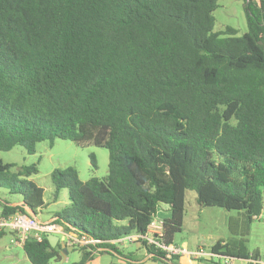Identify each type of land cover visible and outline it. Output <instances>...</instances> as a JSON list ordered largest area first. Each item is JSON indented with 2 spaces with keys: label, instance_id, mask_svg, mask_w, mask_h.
Returning a JSON list of instances; mask_svg holds the SVG:
<instances>
[{
  "label": "trees",
  "instance_id": "trees-1",
  "mask_svg": "<svg viewBox=\"0 0 264 264\" xmlns=\"http://www.w3.org/2000/svg\"><path fill=\"white\" fill-rule=\"evenodd\" d=\"M216 8L217 0H0V151L31 155L63 140L108 152L103 179L50 174L68 197L51 223L84 242L72 264L118 253L123 241L177 264L142 237L156 223L160 245L172 246L186 191L198 207L235 212L211 255L257 261L246 243L264 197V0H243L241 36L213 31ZM14 167L0 159V189L18 197L0 201V217L37 216L45 204L30 179L36 165ZM160 205L169 217H157ZM39 237L21 245L28 262L60 261V247Z\"/></svg>",
  "mask_w": 264,
  "mask_h": 264
},
{
  "label": "rangeland",
  "instance_id": "rangeland-1",
  "mask_svg": "<svg viewBox=\"0 0 264 264\" xmlns=\"http://www.w3.org/2000/svg\"><path fill=\"white\" fill-rule=\"evenodd\" d=\"M255 1L257 2V0ZM213 18L214 32H222L226 27L234 29L237 36H241L246 32V16L243 9V0H217V8L213 12ZM91 156H94L95 166L91 163ZM0 159L4 163L13 164L15 166L13 170L22 166L36 165L38 172L31 176L30 179L43 189L45 208L37 212L36 216L39 222L42 223L49 221L53 214L61 211L68 202L66 190H61L58 193L54 192L50 181V174L53 171L65 172L71 169L76 172L81 182H86L92 177L103 179L107 175L108 167V152L105 149L89 144L77 145L63 140H55L51 147L44 142L39 143L31 155L27 154L21 147H15L9 152L0 151ZM17 198V196L9 195L0 189V201H7L13 204L17 201ZM164 209L167 210L166 205L159 206V213L157 214L159 219L166 218L169 215L166 212L165 214L163 213ZM216 212L235 214L234 211L227 212L224 209L198 207L195 203V193L193 191H186L184 194L183 224L181 231L173 235L172 245L180 247L186 240L190 243V247L195 246L196 248L197 246H201L205 252L208 251L210 246L207 239L220 235L223 230L222 217ZM48 224L54 226L51 222H48ZM258 224L260 223L253 221L251 227L253 228ZM37 232L41 233L39 230L36 232L33 230L30 234H36ZM45 233L59 238L64 237L63 242L66 243L67 248H71H66L65 258H62L60 261L51 260L48 264H72L80 261L81 251L77 245L83 244L76 242L77 240L75 241L74 236L68 234L74 239L67 237L60 228L58 230L53 228L51 231H45ZM11 239L12 235L9 233L0 238V264H30L21 246L11 243ZM256 244L262 246V237L251 238L250 242L248 240L246 243V246H248L247 248H252ZM137 246H139L138 243H135L129 247L130 253L134 256L138 255L135 252V247ZM124 255L128 257L129 253L125 252ZM205 260L203 259L199 264H207ZM84 264H90V262L86 261Z\"/></svg>",
  "mask_w": 264,
  "mask_h": 264
},
{
  "label": "crops",
  "instance_id": "crops-1",
  "mask_svg": "<svg viewBox=\"0 0 264 264\" xmlns=\"http://www.w3.org/2000/svg\"><path fill=\"white\" fill-rule=\"evenodd\" d=\"M17 203H13L11 205H15ZM263 209H264V197H263ZM211 211H215V210H211ZM220 211V210H218ZM168 213V207L167 210H163V213L165 214ZM217 214L220 215V217H222L223 220V230L220 233V235H216L213 237H209L208 240V245L211 247L213 244H215L218 241H222V243H224L225 241H227L229 239V233L227 232V228H226V222L227 219L230 216H233V214H229V213H225V214H221L222 212H216ZM164 214H162L164 216ZM169 217V215L167 216ZM166 217V218H167ZM33 218L39 222V220L37 219L36 216H33ZM165 218V217H163ZM53 218H51L49 221L47 222H43V223H50L52 222ZM259 222L260 224H258L257 226H254L253 228H250V233L247 237V242L250 239L257 237L260 238L262 237L263 239V244L261 245H254V247L252 248H247L250 252L253 251H257V261L254 262L251 259H238V258H231V259H227V260H223V262H221V257L216 256V255H211L210 253V247L208 251H204V249L201 246H197L195 248V246H191L190 247V243L188 241H184L182 243V246L177 247L175 245H172V247H176L182 250L181 253L177 254V264H199L201 261H203V259L205 260V262L208 264H264V219L256 221ZM42 223V222H40ZM54 228H56L58 230L57 225H54ZM61 229V228H60ZM62 231V230H61ZM260 236V237H259ZM12 240V239H11ZM253 241V240H252ZM135 242H128V241H123L120 242V244H116V249L118 253H113L110 251H104L105 253H96V252H101V251H96L93 252L91 254V259L89 260L90 264H112V263H121V264H172L167 260H161V261H157L152 259L151 255L147 254V252L145 251V249L138 243L139 246L135 247V252L138 254L137 256H134L132 253H130L129 247H131V245H134ZM248 247V246H247ZM125 252L129 253L128 257H125ZM70 253V252H69ZM198 254V255H197ZM111 259V260H110Z\"/></svg>",
  "mask_w": 264,
  "mask_h": 264
},
{
  "label": "built area",
  "instance_id": "built-area-1",
  "mask_svg": "<svg viewBox=\"0 0 264 264\" xmlns=\"http://www.w3.org/2000/svg\"><path fill=\"white\" fill-rule=\"evenodd\" d=\"M262 219H264V209L258 215L253 216V220L255 221H259ZM0 228H7L8 230L15 232L17 234L16 236L18 240L17 241L13 240L12 243L15 245L21 246L31 231L35 230L36 232L37 230H39L41 233H45V231H51V229H53L54 226H51L48 223H40L36 221L33 217H29L28 215L17 214L9 219H3L0 217ZM37 233L36 234L34 233L33 236L37 240H39L40 233L38 234ZM66 236L74 239L73 237L69 235H66ZM161 237H162L161 226L156 223H151L148 226L147 232L142 237V239H144L148 244L161 246L167 258H169L171 255H177L178 253L182 252L181 249L176 248V247H172V246L165 247L163 245H160L159 242H161ZM132 240H135V238H130L129 241H132ZM83 243L84 242H80V244H83Z\"/></svg>",
  "mask_w": 264,
  "mask_h": 264
},
{
  "label": "water",
  "instance_id": "water-1",
  "mask_svg": "<svg viewBox=\"0 0 264 264\" xmlns=\"http://www.w3.org/2000/svg\"><path fill=\"white\" fill-rule=\"evenodd\" d=\"M28 216L33 217L34 215L29 211ZM46 239H47L51 248H55L56 246H59L61 257L62 258L66 257L65 253H66L67 246H66V243L63 242L64 237L59 238V237L52 235V234H46ZM67 249H71V248H67Z\"/></svg>",
  "mask_w": 264,
  "mask_h": 264
}]
</instances>
